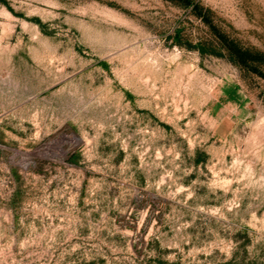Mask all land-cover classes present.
<instances>
[{
  "label": "rangeland",
  "instance_id": "obj_1",
  "mask_svg": "<svg viewBox=\"0 0 264 264\" xmlns=\"http://www.w3.org/2000/svg\"><path fill=\"white\" fill-rule=\"evenodd\" d=\"M0 264H264V0H0Z\"/></svg>",
  "mask_w": 264,
  "mask_h": 264
},
{
  "label": "crops",
  "instance_id": "obj_2",
  "mask_svg": "<svg viewBox=\"0 0 264 264\" xmlns=\"http://www.w3.org/2000/svg\"><path fill=\"white\" fill-rule=\"evenodd\" d=\"M231 119V118H230ZM229 122L224 119V117H221L216 123H215V131L218 134H225L229 130Z\"/></svg>",
  "mask_w": 264,
  "mask_h": 264
}]
</instances>
